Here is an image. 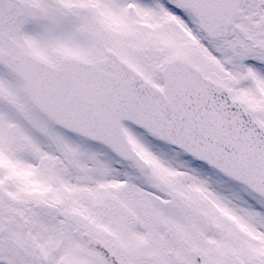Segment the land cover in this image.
<instances>
[{
	"label": "snow or ice",
	"instance_id": "snow-or-ice-1",
	"mask_svg": "<svg viewBox=\"0 0 264 264\" xmlns=\"http://www.w3.org/2000/svg\"><path fill=\"white\" fill-rule=\"evenodd\" d=\"M0 264H264V0H0Z\"/></svg>",
	"mask_w": 264,
	"mask_h": 264
}]
</instances>
